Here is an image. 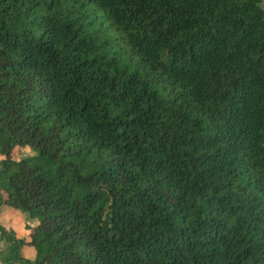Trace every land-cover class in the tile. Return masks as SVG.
Here are the masks:
<instances>
[{
  "label": "trees",
  "instance_id": "1",
  "mask_svg": "<svg viewBox=\"0 0 264 264\" xmlns=\"http://www.w3.org/2000/svg\"><path fill=\"white\" fill-rule=\"evenodd\" d=\"M260 3L0 0L2 264H264Z\"/></svg>",
  "mask_w": 264,
  "mask_h": 264
},
{
  "label": "rangeland",
  "instance_id": "2",
  "mask_svg": "<svg viewBox=\"0 0 264 264\" xmlns=\"http://www.w3.org/2000/svg\"><path fill=\"white\" fill-rule=\"evenodd\" d=\"M260 4H261V6L264 9V0H261ZM33 154H34L33 150L30 149L29 147H27V146H17V147H15L12 156H13L14 159H21L23 157H26V156H29V155H33ZM14 220H17V219H14ZM19 220H20V222H18V220H17L16 221L17 223L14 225V229L16 231H18L19 234L23 233L25 231V229L28 230L27 226L33 225L35 223V219H32L30 217H25L24 221H22L23 218H22V220L21 219H19ZM11 222H12V220H10V219H8L6 217L2 218L1 221H0V223H1V225L3 227H5L8 230H11L13 232V234H18L15 230L11 229V226H10ZM19 238H21V237H19ZM1 243H3L2 244L3 246L0 247V251L3 249L4 246L6 247V244H4V242L1 241ZM22 251L24 252V254H25L24 256L26 258H32V255H30L28 253V249H22Z\"/></svg>",
  "mask_w": 264,
  "mask_h": 264
},
{
  "label": "crops",
  "instance_id": "3",
  "mask_svg": "<svg viewBox=\"0 0 264 264\" xmlns=\"http://www.w3.org/2000/svg\"><path fill=\"white\" fill-rule=\"evenodd\" d=\"M5 217L8 218V219H10V220H12L10 226H11V229H13V230H15L14 229V225L17 223L16 222L17 220H18V222H20L19 219L22 220V218H23L22 221H24V219H25V216L23 214H21L20 212H18L16 210H13V209H4V210L2 209V210H0V221H1L2 218H5ZM14 219H17V220H14ZM30 226H32V225H30ZM16 232L18 233V231H16ZM16 236L17 237H21V238H27V236H28V230L25 229V231L23 233H20V234L18 233V234H16ZM2 244L3 243H1V241H0V247L3 246ZM28 253L31 255L30 248H28ZM0 264H2V263H0Z\"/></svg>",
  "mask_w": 264,
  "mask_h": 264
}]
</instances>
